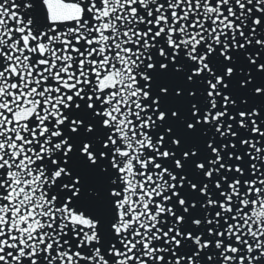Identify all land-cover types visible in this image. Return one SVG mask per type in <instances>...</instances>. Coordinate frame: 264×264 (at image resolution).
Segmentation results:
<instances>
[{"label":"snow or ice","instance_id":"1","mask_svg":"<svg viewBox=\"0 0 264 264\" xmlns=\"http://www.w3.org/2000/svg\"><path fill=\"white\" fill-rule=\"evenodd\" d=\"M0 264H264V0H0Z\"/></svg>","mask_w":264,"mask_h":264}]
</instances>
